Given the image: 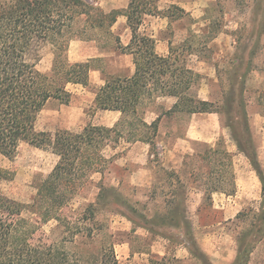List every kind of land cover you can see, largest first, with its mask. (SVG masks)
<instances>
[{"label": "trees", "instance_id": "16d2710c", "mask_svg": "<svg viewBox=\"0 0 264 264\" xmlns=\"http://www.w3.org/2000/svg\"><path fill=\"white\" fill-rule=\"evenodd\" d=\"M121 15L127 17L132 30L131 41L126 46L112 31ZM148 15L173 17L175 14L171 8L162 12L159 0H130L127 8L103 14L97 13L96 7L86 0H0V154L13 158L23 143H29L50 148L59 157L49 177L38 183L37 196L30 204L14 199L4 191L3 181L12 179V172L0 165V264H212L188 218L174 215H166L170 220L168 226L166 222L161 224V230L147 229L153 235L185 245L190 259L179 258L175 253L154 254L148 247V237L144 243L145 238L135 235L134 241L131 240V256L146 253L148 260L144 263H136L131 258L121 261L116 252L115 234L107 232L97 218L107 199L106 188L102 189L97 202L89 203L80 213V223L61 212L68 203V193L80 186L89 171H99L101 163L107 161L103 154L105 147L115 148L125 138L128 142L148 143L152 150L157 148L162 115L148 123L142 108L158 96L177 98L165 114L176 111L224 113L225 124L231 129L239 150L250 159L262 183L260 208L254 212L252 225L237 237L238 251L233 264H249L258 243L264 240V169L254 146L244 100L245 86L231 88V95L226 97L220 109L215 108L214 102L193 94L202 74L188 64L192 52L186 54V48L181 50L180 46H172L169 55L157 54L155 39L141 31ZM98 28L107 30L114 37L116 49L134 57L136 71L133 75L108 76L96 92L97 108L121 111L122 118L114 127L90 123L81 132L68 129L56 133L38 131V117L52 98L67 102L71 97L68 85L90 84L93 62L98 58L71 62L67 51L74 36L90 38L91 31ZM49 43L55 47V59L52 71L43 72L38 65L42 51ZM197 156L203 158L208 168L203 173L206 176L205 200L212 201L214 193L235 192L233 155L223 139L215 146L205 143L204 150ZM109 198L110 195L108 203ZM111 201L120 203L119 197ZM28 212L35 216H28ZM247 215V212H240L238 218ZM51 219L63 227L62 241H56L44 232L43 226ZM165 227L180 229L183 238ZM80 236L86 238L85 242L94 244L89 248L81 246L78 243Z\"/></svg>", "mask_w": 264, "mask_h": 264}, {"label": "rangeland", "instance_id": "374dc122", "mask_svg": "<svg viewBox=\"0 0 264 264\" xmlns=\"http://www.w3.org/2000/svg\"><path fill=\"white\" fill-rule=\"evenodd\" d=\"M86 1L96 7L97 13L103 14L126 8L130 0ZM196 3L199 9L192 16L187 10ZM159 5L164 6L162 12L171 8L175 14L170 17L169 32L181 34V30L186 29L197 48L193 50L195 54L188 56V63L202 74L193 94L214 102L215 108L220 109L226 97L231 95V88L245 86L244 100L254 146L264 169V0H160ZM127 28V19L123 16L112 27L124 45L131 33ZM108 31L98 28L91 31L90 38L82 39L77 35L71 39L67 51L71 62L98 58L93 62L90 84L68 85L71 97L67 102L52 98L38 117V131L56 133L68 129L81 132L90 123L100 125L114 120V114L97 108L96 92L106 77L128 75L134 59L116 49L114 37ZM222 32L235 36L233 47L226 45L225 39L214 41ZM174 46L182 45L179 42ZM54 48L52 43L44 47L38 65L41 71H52ZM189 51L192 49L188 47L185 53ZM149 110L163 113L156 137L157 148L152 150L150 144H135L125 138L115 148L105 147L103 154L107 161L101 163L99 171H89L80 186L68 193V203L61 212L78 223L80 213L89 203L97 202L102 189L106 188L107 199L97 218L107 232L115 234L116 252L121 261L131 258L136 263H144L148 260L146 253L131 256V240L135 235L145 238L144 243L148 237V247L154 254L175 253L179 258L190 259L185 245L153 235L147 229L159 230L164 222L168 226L170 219L166 215H174L188 218L212 264H233L238 251L237 237L252 225L254 212L261 205L262 183L257 171L246 154L239 150L231 129L225 124L224 113L176 111L165 114L166 104L158 103L156 99L147 101L142 108L143 117L152 120L157 114H147ZM203 136L207 139H201ZM222 139L233 155L236 190L214 193L212 201L205 200L206 176L203 173L208 168L197 155L204 150L205 143L213 146ZM58 160V155L50 148L29 143H23L13 158L0 154V165L12 172V179L3 181L4 191L14 199L33 203L38 183L49 177ZM111 196L119 197L120 203L111 201L114 199ZM240 212L248 215L238 218ZM30 214L28 212V216H35ZM43 230L52 239L62 241L63 227L57 220L48 221ZM165 230L183 238L178 228L165 227ZM85 240L80 236L78 243L88 248L94 244ZM249 264H264V240L258 243Z\"/></svg>", "mask_w": 264, "mask_h": 264}, {"label": "crops", "instance_id": "0c3cea01", "mask_svg": "<svg viewBox=\"0 0 264 264\" xmlns=\"http://www.w3.org/2000/svg\"><path fill=\"white\" fill-rule=\"evenodd\" d=\"M129 2L130 1H128L126 6H125L126 8L128 7ZM159 3H160V0H159ZM197 5H198V3H196L194 6H191V8L187 10L188 12L191 13L192 16H195L196 12L199 9V7ZM159 7H160L161 10L164 8V6H161V5H159ZM185 9H186V7H185ZM122 16L127 19V17L124 16V15L119 16V18L122 17ZM198 23L199 22H196V24H198ZM170 24H171L170 17L164 16V15H148L145 18V21H144V23H143V25L141 27V31L142 32H146L148 35H150L152 38L155 39V51L159 55H162V56L169 55L170 51H171V47L172 46L176 47L174 45H176L179 42L182 45L181 46V50H183L184 48H188L189 47V49L190 48L192 49V54H195L193 52V50H196L197 48L194 46V44L191 41L192 35L189 36L186 33V29H182L181 30V34H176L174 32H169V25ZM127 31H131V33L129 34V40H128V42H126V45H128L130 43L131 38H132V30H131V28L129 26L127 28ZM196 32L198 33L199 31L197 30ZM200 36L201 35H198V37H200ZM222 39H225L226 45L230 44V47H231V45L233 47L234 44L236 43V38H235V36L232 33L230 34V33L222 32V33H220V35H218V37H216L214 39V41H219L220 42ZM122 54H124L125 56H133L130 53H122ZM133 59H134V57H133ZM189 66L191 68H193L190 64H189ZM194 70L197 71L196 69H194ZM135 71H136V65L134 63V66L131 68V70L128 73V75H130V76L133 75L135 73ZM197 72H199V71H197ZM90 74H91V72H90ZM198 97L201 98L200 96H198ZM201 99H203V98H201ZM203 100H207V99H203ZM156 101H158V103H163V105L166 104L167 110H170L174 106V104L177 102V98L173 97V96H158L156 98ZM208 101H210V100H208ZM107 111H108V113L114 114V120L110 121L108 123L104 122V124H100V125H104V126H107V127H114L116 125V123L120 120V118L122 117V112L118 111V110H107ZM213 113H209L208 112L207 114H213ZM147 114H157L152 120H149L148 117H145V120L148 123H152L154 120H156L159 117V115H161L163 113H159L158 111H155V110H149L147 112ZM193 114H197V113H193ZM198 114H203V113H198ZM188 136H190V134H188ZM201 139H207V138H205L203 136V137H201ZM140 142H142V141H137V142H135V144H138ZM143 143H145V142H143ZM213 146H215V145H213Z\"/></svg>", "mask_w": 264, "mask_h": 264}]
</instances>
